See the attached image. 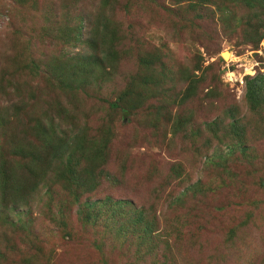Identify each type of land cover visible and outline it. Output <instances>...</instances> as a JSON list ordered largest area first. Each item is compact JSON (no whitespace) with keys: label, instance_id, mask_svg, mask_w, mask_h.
<instances>
[{"label":"rangeland","instance_id":"374dc122","mask_svg":"<svg viewBox=\"0 0 264 264\" xmlns=\"http://www.w3.org/2000/svg\"><path fill=\"white\" fill-rule=\"evenodd\" d=\"M0 169V264H264V0H0Z\"/></svg>","mask_w":264,"mask_h":264},{"label":"trees","instance_id":"16d2710c","mask_svg":"<svg viewBox=\"0 0 264 264\" xmlns=\"http://www.w3.org/2000/svg\"><path fill=\"white\" fill-rule=\"evenodd\" d=\"M196 17H198V18H201V17H199V16H196ZM260 24V21H258L257 23H256V25L258 26ZM256 26V27H257ZM256 27H254V28H256ZM248 94H250V91L248 92ZM109 106L111 107V108H113V109H118V110H120V111H122V112H125L126 111V108L124 107V106H122V105H120L119 103H117V102H110L109 103ZM2 171H1V169H0V174L2 175V177L4 178L5 177V175L3 174V173H1ZM26 173H28V172H26ZM25 173V174H26ZM29 174V173H28ZM3 183H4V181H3ZM1 196H3L2 194H1ZM173 200V199H172ZM171 200V201H172ZM21 203H23V204H26V202H25V200L23 201V202H21ZM94 203L95 202H90L89 204L90 205H88V208H84V209H82V211H80V212H83L84 214H83V217H79V220L81 221V222H83L84 223V225L86 226H89L90 224H93V225H95V226H97V227H99V226H103V227H106V228H110V224H109V222H108V220H109V216H110V214L113 212L112 210H109V207H104V209H102V211H100V208H98V209H95V210H93V206H94ZM11 206H13V205H11ZM10 206V207H11ZM20 206V205H19ZM19 206H16V207H19ZM92 208V209H91ZM16 209V208H15ZM7 211H9L10 209H6ZM79 211V210H78ZM23 212H18V211H15V216H18V214L20 215V214H22ZM139 213H141V211H139ZM24 214V213H23ZM0 216L2 217V219L4 220V221H7V224H11V223H14V222H17L18 224V226L21 228V229H26V227H25V225L24 224H26V222H23L22 220H21V218L20 217H15V220H8L7 218H6V214L4 213V212H0ZM145 230H147V231H149V235L147 236L148 237V240L150 241V243H152V241L155 239V236H153V235H151V233H150V231L152 230L151 229V226H150V224H148V226L146 227V229ZM146 239V238H145ZM164 260V258L161 260L162 262H160L159 264H165V263H163V262H165V261H163Z\"/></svg>","mask_w":264,"mask_h":264},{"label":"bare ground","instance_id":"6f19581e","mask_svg":"<svg viewBox=\"0 0 264 264\" xmlns=\"http://www.w3.org/2000/svg\"><path fill=\"white\" fill-rule=\"evenodd\" d=\"M222 56L226 58L227 54L225 52L222 53Z\"/></svg>","mask_w":264,"mask_h":264}]
</instances>
